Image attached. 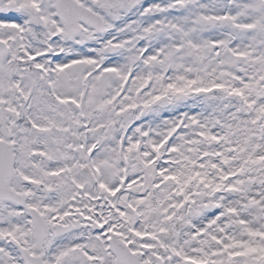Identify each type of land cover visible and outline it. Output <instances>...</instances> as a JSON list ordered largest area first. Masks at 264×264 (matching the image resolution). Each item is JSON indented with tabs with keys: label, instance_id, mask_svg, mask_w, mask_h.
I'll list each match as a JSON object with an SVG mask.
<instances>
[{
	"label": "snow or ice",
	"instance_id": "6c2138e0",
	"mask_svg": "<svg viewBox=\"0 0 264 264\" xmlns=\"http://www.w3.org/2000/svg\"><path fill=\"white\" fill-rule=\"evenodd\" d=\"M0 264H264V0H0Z\"/></svg>",
	"mask_w": 264,
	"mask_h": 264
}]
</instances>
